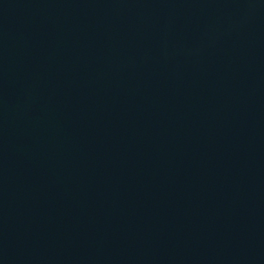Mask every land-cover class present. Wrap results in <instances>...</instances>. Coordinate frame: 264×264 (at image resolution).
<instances>
[{"label": "water", "instance_id": "95a60500", "mask_svg": "<svg viewBox=\"0 0 264 264\" xmlns=\"http://www.w3.org/2000/svg\"><path fill=\"white\" fill-rule=\"evenodd\" d=\"M0 264H264V0H0Z\"/></svg>", "mask_w": 264, "mask_h": 264}]
</instances>
